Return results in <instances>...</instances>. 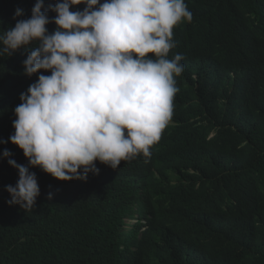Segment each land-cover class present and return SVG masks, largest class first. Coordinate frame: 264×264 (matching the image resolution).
I'll return each instance as SVG.
<instances>
[{"label": "trees", "instance_id": "trees-1", "mask_svg": "<svg viewBox=\"0 0 264 264\" xmlns=\"http://www.w3.org/2000/svg\"><path fill=\"white\" fill-rule=\"evenodd\" d=\"M36 2L0 0V31ZM185 4L192 20L173 29L168 57L182 54L184 70L151 156L115 170L97 161L86 181L29 168L40 188L32 210L9 205L19 174L3 152L28 166L9 140L14 110L50 72L26 76L23 48L0 56V264H264V0Z\"/></svg>", "mask_w": 264, "mask_h": 264}, {"label": "clouds", "instance_id": "clouds-1", "mask_svg": "<svg viewBox=\"0 0 264 264\" xmlns=\"http://www.w3.org/2000/svg\"><path fill=\"white\" fill-rule=\"evenodd\" d=\"M84 5L82 11L71 9ZM55 13L50 20L48 12ZM17 8L15 18L22 17ZM191 22L185 0H58L44 10L37 0L29 19L0 31V56L28 52L24 74H39L21 93L9 140L28 166L3 157L18 171L6 186L9 205L32 210L40 195L39 168L57 181H86L96 162L117 169L149 158L173 111L184 68L173 29ZM54 23L56 30L48 32ZM52 194H49V199Z\"/></svg>", "mask_w": 264, "mask_h": 264}]
</instances>
